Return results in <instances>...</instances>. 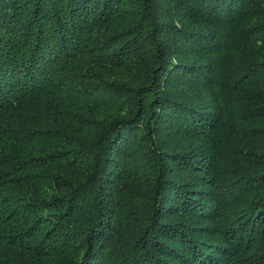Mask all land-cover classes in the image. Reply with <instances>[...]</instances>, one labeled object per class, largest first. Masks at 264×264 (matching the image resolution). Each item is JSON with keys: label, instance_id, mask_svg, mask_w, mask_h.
<instances>
[{"label": "trees", "instance_id": "16d2710c", "mask_svg": "<svg viewBox=\"0 0 264 264\" xmlns=\"http://www.w3.org/2000/svg\"><path fill=\"white\" fill-rule=\"evenodd\" d=\"M0 264H264V0H0Z\"/></svg>", "mask_w": 264, "mask_h": 264}]
</instances>
